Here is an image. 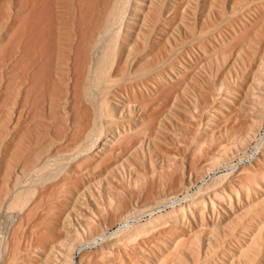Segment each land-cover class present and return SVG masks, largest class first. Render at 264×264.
Segmentation results:
<instances>
[{
    "label": "bare ground",
    "instance_id": "obj_1",
    "mask_svg": "<svg viewBox=\"0 0 264 264\" xmlns=\"http://www.w3.org/2000/svg\"><path fill=\"white\" fill-rule=\"evenodd\" d=\"M258 58L264 76V0H0L1 264H199L236 232L252 253L264 209L242 205L224 235L189 219L229 175L263 167L264 79L250 80L253 113L223 93ZM224 110L244 120L229 154L208 168L207 147L192 152L204 167L160 195L199 137L226 146ZM148 234L160 243L146 249Z\"/></svg>",
    "mask_w": 264,
    "mask_h": 264
},
{
    "label": "rangeland",
    "instance_id": "obj_2",
    "mask_svg": "<svg viewBox=\"0 0 264 264\" xmlns=\"http://www.w3.org/2000/svg\"><path fill=\"white\" fill-rule=\"evenodd\" d=\"M259 60H260V58H258V64L256 65L257 67L255 66L253 69H250V71H248L247 74L245 75L244 80H239L235 77V80L232 82L231 88L228 90L225 88L223 89L224 95L234 99L239 104L241 109L245 110V112L253 113V112H255L254 109L257 108L254 106L253 101L250 97V95H251L250 92L252 89L251 85L253 83L252 81L250 82V80H253V78H258V77L264 79V76L260 72L261 71L260 70L261 69V67H260L261 63ZM228 91H230V92H228ZM224 113L225 114L221 117L216 114V117L215 116L212 117V121L220 123L221 127L224 128V129H222L223 132L221 131L222 132L221 134L223 136V139H225L226 146L224 147L219 143L221 138L219 139L218 131H216L214 140L211 139L212 135L207 133V145H205L203 143L202 138L199 137L198 140L193 142L192 147H191L189 154H188V158L183 159L184 164L183 163L181 164L182 170H180V169L178 170L177 167H174L177 170V171H175V170H173V168H171V169L168 168L169 167L168 164L164 165V167L166 168V171L171 170V172H172V170H173L172 173L175 174V175H173V177H175V178H173L172 181H169L172 184L167 182V183H165V185L163 187L158 189V193L160 195H163L164 192H167V191L175 188L176 186H178L177 185L178 182H177L176 177L180 176V177H185V179H186V177H190V175L195 174L196 169H201L204 167L203 163L202 164H200V163L192 164V161L190 162L191 159L189 157H192V155H194V154L199 155L205 147H207V149H208L207 150V160H208L207 166H208V168L213 166V164L217 161L218 156L220 154H223L224 156H226V154H229L231 149H230V147L227 146V143H230L232 141V139H234L233 134L230 131L231 130L230 124L231 125L236 124V122H238V120L242 124V122H244V120L239 115L232 117L229 111L224 110ZM263 121H264V116H263ZM249 122L252 124L254 123L253 120H249ZM222 125L225 127H223ZM238 125H240L239 122H238ZM207 126H209V125H207ZM208 130L209 129H207V132H208ZM227 138H228V140H227ZM179 145H182V147H180ZM183 146H185V147H183ZM177 147H179V149H183V148L185 149L187 146H186V143L184 142V143L178 144ZM191 153H192V155H191ZM229 156H231V155H229ZM227 158H228V156H227ZM262 164H263V167H261L262 165L258 167V166H256V164H254L253 170H255V171H253V173H247L244 170H240L234 174L229 175L227 181L221 187H219L216 191H212V192H209L206 194L205 203L203 204V206L205 207V211H204L203 215L202 214L196 215L195 217L189 219L190 225L193 228L192 231L194 234L196 231L195 229L198 230L199 227H202L205 229H208V228L212 229V230H214L215 233L218 232L219 234L221 233L224 235V229H226L227 226H230V224L234 221V219L232 217V212L238 211L242 207V205H245V206L251 205L250 208H252L253 210L257 209L258 212H261L264 209V162ZM195 166H197V167H195ZM191 167H193L194 169H192ZM156 168L159 171H161L162 165L159 162H157ZM179 173H181V174H179ZM219 174H221V173H218V175ZM212 176H213V173H211L210 175L207 174V177L205 176V178H206V180H209V178ZM244 176H246V177H244ZM247 178H249V179H247ZM174 180H176V182H174ZM188 180L185 183L187 184V186H189L190 189L193 190L195 185L194 186L188 185ZM233 180H236V181H233ZM246 180H248V181H246ZM252 182L254 183V185ZM195 184H197V183H195ZM146 194L147 193H144L141 196V198H139L135 204L142 206L144 203H146L145 205H148L149 204V200H148L149 197ZM179 194H181V192ZM255 196H258V197L260 196L259 200L258 199L255 200V198H254ZM261 197L263 198L262 200L260 199ZM252 200H255V202H253ZM206 203H208V204H206ZM214 203H215V205H214ZM231 204L233 205L234 209H229V208H232L230 206ZM210 205H211V207H210ZM213 206H215V207H213ZM212 208H214L215 210L217 209V211L220 212V215L218 217L214 218L213 213L211 211ZM214 220L218 221L217 226L215 228L212 226V222ZM172 226L177 227L173 221H168L165 225H163L159 228V230L162 232L164 230V232L166 234L162 233V236H164V237H162L161 235H158L157 238L160 240V242L163 241L164 243H167L169 245V250L164 251L165 256L170 251L173 253V250H171V249H173L175 247L174 244L172 243L173 242L172 239H170L167 236V232H166V230H167L166 228H170ZM178 227L180 229L183 228L182 225H178ZM205 229H201L202 231H200V232L205 233L206 232ZM199 230L196 232L198 233ZM209 231L210 230H208L207 232H209ZM178 232H180V231H178ZM184 234L185 233H183V234L180 233L179 235H182V236H179V235H175V236H176V238H180V237H184ZM185 235L189 236L188 234H185ZM177 236H179V237H177ZM143 238L144 239H142V240H144L145 245H147V246H144V247H146V249H148V247L150 248L151 245H156V244L160 243V242H156V241H158V239H156V241L154 239V241H153V238L151 239V235H149V234L147 236L145 235ZM238 238H239L238 232H236L234 235H231V236H227V237L223 236V241L219 245V247L217 249V253L214 254V252H211L210 250H208V247H207V253L205 251H203V253L201 254V260H200L199 264H222V263L223 264H264V229L262 230V235L258 237L257 243L251 248L254 251L252 253H249L248 255L239 253L240 250H239ZM147 239H148V242H151V243L147 244L148 243ZM138 241L139 240L137 238L132 237L129 239V241L125 242L124 244H125V246L128 245V249L130 250L131 246H133ZM236 249H237V251H236ZM231 252L236 253V255L233 257L231 255ZM254 252L256 253V258L251 259L249 261L248 257H251V254L253 255ZM114 254H115L114 257H109V258H107V260L97 259L96 261L98 262L100 260L101 262H103V263L98 262L99 264H115L113 258L117 257V252H115ZM0 264H1V262H0Z\"/></svg>",
    "mask_w": 264,
    "mask_h": 264
}]
</instances>
